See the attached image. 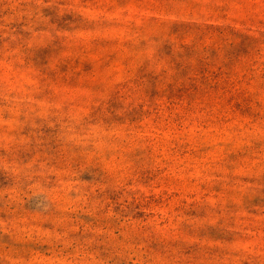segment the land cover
I'll use <instances>...</instances> for the list:
<instances>
[{
	"label": "rangeland",
	"instance_id": "rangeland-1",
	"mask_svg": "<svg viewBox=\"0 0 264 264\" xmlns=\"http://www.w3.org/2000/svg\"><path fill=\"white\" fill-rule=\"evenodd\" d=\"M0 264H264V0H0Z\"/></svg>",
	"mask_w": 264,
	"mask_h": 264
}]
</instances>
